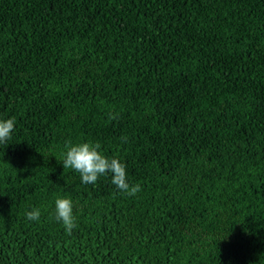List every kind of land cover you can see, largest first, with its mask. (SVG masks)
<instances>
[{"label": "trees", "instance_id": "obj_1", "mask_svg": "<svg viewBox=\"0 0 264 264\" xmlns=\"http://www.w3.org/2000/svg\"><path fill=\"white\" fill-rule=\"evenodd\" d=\"M9 118L0 264H264V0H0ZM85 142L142 190L64 169Z\"/></svg>", "mask_w": 264, "mask_h": 264}, {"label": "clouds", "instance_id": "obj_2", "mask_svg": "<svg viewBox=\"0 0 264 264\" xmlns=\"http://www.w3.org/2000/svg\"><path fill=\"white\" fill-rule=\"evenodd\" d=\"M111 115V114H110ZM115 119V117H111ZM15 129V118L0 120V143H6L11 139ZM126 137L121 140L126 141ZM100 143L66 144V153L62 161L64 169H73L81 176L84 184H94L101 176L111 174V183L118 190L129 196H135L141 191L139 184L130 185L127 179L126 166L117 158H107L99 150ZM29 221H38L41 216L39 208L33 207L25 213ZM55 219L62 222L65 230L70 234L76 227L73 213V201L70 198H58L55 201Z\"/></svg>", "mask_w": 264, "mask_h": 264}]
</instances>
